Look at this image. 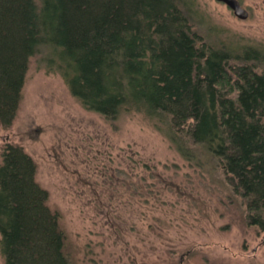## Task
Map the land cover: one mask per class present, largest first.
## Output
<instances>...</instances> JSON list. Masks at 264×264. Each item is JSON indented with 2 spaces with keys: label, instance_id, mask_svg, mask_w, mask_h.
<instances>
[{
  "label": "trees",
  "instance_id": "16d2710c",
  "mask_svg": "<svg viewBox=\"0 0 264 264\" xmlns=\"http://www.w3.org/2000/svg\"><path fill=\"white\" fill-rule=\"evenodd\" d=\"M180 2L0 0V128L12 125L29 60L41 53L87 109L109 118L142 112L184 158L214 164L263 229L264 48L197 44ZM1 157L5 264H69L34 158L12 143Z\"/></svg>",
  "mask_w": 264,
  "mask_h": 264
},
{
  "label": "rangeland",
  "instance_id": "374dc122",
  "mask_svg": "<svg viewBox=\"0 0 264 264\" xmlns=\"http://www.w3.org/2000/svg\"><path fill=\"white\" fill-rule=\"evenodd\" d=\"M179 1L197 44L264 48V0H240L247 19L217 0ZM41 57L30 58L17 114L0 128V162L6 143L34 158L69 264H264V228L214 164L184 158L142 112L87 109Z\"/></svg>",
  "mask_w": 264,
  "mask_h": 264
},
{
  "label": "water",
  "instance_id": "95a60500",
  "mask_svg": "<svg viewBox=\"0 0 264 264\" xmlns=\"http://www.w3.org/2000/svg\"><path fill=\"white\" fill-rule=\"evenodd\" d=\"M227 4L234 12V14L241 19H247L249 17V11L245 8L240 0H217Z\"/></svg>",
  "mask_w": 264,
  "mask_h": 264
}]
</instances>
